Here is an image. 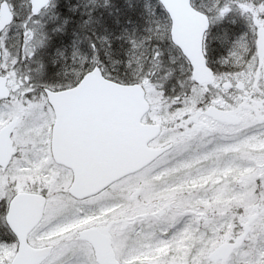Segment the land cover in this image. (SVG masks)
<instances>
[{
  "label": "snow or ice",
  "instance_id": "1",
  "mask_svg": "<svg viewBox=\"0 0 264 264\" xmlns=\"http://www.w3.org/2000/svg\"><path fill=\"white\" fill-rule=\"evenodd\" d=\"M0 264H264V0H0Z\"/></svg>",
  "mask_w": 264,
  "mask_h": 264
}]
</instances>
